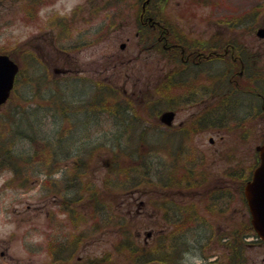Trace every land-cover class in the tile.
Wrapping results in <instances>:
<instances>
[{
    "label": "rangeland",
    "instance_id": "374dc122",
    "mask_svg": "<svg viewBox=\"0 0 264 264\" xmlns=\"http://www.w3.org/2000/svg\"><path fill=\"white\" fill-rule=\"evenodd\" d=\"M133 1L104 0L105 6H108H104L103 11L106 21L107 19V22L116 20L119 15L120 19H124L127 11L123 9L127 10V6ZM29 3H31L30 0H0V53L9 54L21 68L16 92L11 96L9 103L0 108V142L8 143L11 140L9 142L11 143L15 138L20 144L24 137L30 135L34 137L35 134L30 130L31 126L35 128L37 139L33 144L34 147H31L30 141H23V151L28 150L29 154L18 163L21 169L18 168V171L2 170L0 173V253L4 251L7 257L3 258L0 255V264H49L51 256L47 248H44L46 251L34 252L31 246L33 241L43 238L41 235H36L35 228H48V222L50 223L51 220H54L57 229L60 227L64 230H58L61 235H64V239L67 238L66 240L71 242L76 241L74 237L76 234L79 235L80 228H87L85 240H80V249L77 252L74 251L81 255L85 262L86 259L89 261L91 258L105 259L106 264H145L144 261L136 260L149 256V248L144 246L145 232L153 231L154 236L149 239V244L153 246L161 231L166 233L171 229L170 226L166 227L167 224L162 218L163 213L160 211L157 213L149 205L151 185L159 186L155 188L158 192H167L182 207L189 206L192 201H195L199 212L211 218V221L213 218L204 213L206 201L194 200L195 196H200L201 193L214 186L213 181L216 177L218 178L216 181L222 182L228 176L227 174L235 172L240 167L247 174L255 162V147L264 139V128L258 122L212 124L213 120L207 119L208 123L203 124L200 132L192 133L189 140V147L199 152L194 155L196 158H201L199 165L194 168L191 165L181 166L180 158H178L179 164L177 165L180 166L178 169L175 168L177 173L174 178L177 184L173 183L168 187L165 181L161 184L163 181L161 172L160 175H155L154 170L170 163L171 157L162 152L161 148L154 147L160 151H147L149 148L146 144L139 143L138 138L122 139V147L124 151L130 152L135 147L134 143L135 145L140 144L141 153L146 154L144 164L141 163V158L138 159V152L132 151L131 154L126 153L121 157L119 163L122 168L116 167L118 169L116 170L112 151L109 149L108 143L110 142L100 137L103 133L115 130L109 119L105 121L106 117L91 125L94 131L92 132L94 137L92 148L94 149L96 145L98 147L91 151V156L88 151V153L85 152L89 156V160L85 156L86 170H81L79 153L83 149L79 148L82 138L78 137L75 139L76 145L71 147L73 150L65 151L69 156L59 159L55 148L57 153L54 150L52 164L45 165L42 159H38V157L41 158V154L37 156L36 152L39 153L46 144L54 147L55 132L68 130L74 122H77L78 117L76 114L71 118L60 119L59 117L56 119L59 122H55L52 118L58 112V107L53 104V97L57 91L53 84L55 82L62 84L68 78L64 74L57 75L56 73L57 69H67L64 67L67 57L54 49L53 39H50L54 35L52 21L56 20L61 23L62 21L54 17L69 16L77 6L83 3V0H44L32 13L27 7ZM161 4L163 5V19L174 24L176 30L188 35L189 39L200 41L238 39L246 44L250 51L256 53L259 49L261 54L259 66H261L262 77L254 75L255 77L251 79L257 78L264 84V40L256 36L257 29L264 27V0H162ZM114 15L117 17L115 18ZM125 25L128 26H121L117 32L106 39H95L94 41L87 39L89 41L87 45H83L84 39H71L73 44L79 45L67 50L71 54L70 58L72 57L71 77L84 79V83L79 80L78 84L84 88V92L75 93L68 88L69 91L65 93L70 100L71 97L84 99L83 101L87 104L94 92L96 93V89L92 86L95 83L103 84L104 79L105 84L111 83L118 86L127 83L126 88L129 94L135 93L133 96L123 97L117 93L114 86L111 88L109 84H103V88L109 90L106 92L108 97L112 96L107 104L120 106L122 110L129 112V116L131 112L129 107H133L136 114L145 120L148 111L145 105L149 101L160 100L161 96L159 90H154V86H149V76L151 74L160 76L163 69L172 68L173 65L165 62L166 60L162 59L156 50L148 49L149 44L144 45L139 39H134V28L131 22H125ZM123 43L127 46L125 50L121 49ZM61 44H56V46L61 48ZM64 44L68 45L69 40L67 42L64 39ZM126 74L131 78L128 79ZM204 74L208 78V71L200 69L199 76L194 82L202 83ZM135 79L138 80L135 81ZM239 80L241 85L246 86L248 83L247 78ZM76 89L80 88L76 86ZM201 89L203 92L202 86ZM106 94L99 91L96 95L94 94V99L98 102L106 98ZM239 101L245 102V108L247 103L252 102L248 96L240 97ZM235 102L237 101L234 100L232 106ZM75 105L79 104L75 103ZM164 109V104H157V108L151 110L152 115H157ZM197 110L181 108L177 123L180 124L191 114L199 112ZM66 111L68 112L67 108ZM69 111L74 110L69 106ZM158 121L157 117L155 119L152 117L147 127L151 131H159L157 130ZM205 124L208 125L204 126ZM210 139H214V144L210 143ZM164 140L167 147L173 150L179 149L178 137ZM182 149L189 152V149L184 146L181 147ZM216 149L218 151H215ZM121 150L120 146L117 152L121 153ZM43 157L48 158V154L45 153ZM76 167L81 171H76ZM189 168H192L190 173ZM51 169H61L67 174L64 176L63 172H60L56 175V181L51 183L46 178V172ZM184 174L186 177L180 178ZM240 174L242 173L240 172L234 181L228 182L232 200L230 199L229 205H225L227 210L217 211L216 213L221 212L223 215L215 214L213 217L230 216L231 222L235 220L240 224L247 221L249 213L238 194ZM183 179L187 182H183ZM197 180H201L202 184L196 183ZM107 184L112 185L116 190L110 189ZM193 185L199 187L191 189ZM96 191L99 194L98 198H95ZM184 192L186 196H183ZM138 197L145 201L144 206L141 207V213L129 215L130 208H136L133 206V201ZM73 202H77L76 207L71 206ZM159 203H161L160 199H155V205ZM68 204L70 208H67ZM171 206L177 205L171 204ZM219 206L225 208L223 203L216 201L215 209ZM73 207L75 210H71ZM114 210L118 212V216L114 214ZM64 211L71 213L66 214ZM106 212L112 214L113 220L120 217V229L123 226L124 229L132 230L133 234L140 232L139 239L134 234L131 238L129 237V241L122 243L124 238L120 232L118 235L113 230L114 221L112 223L111 220L106 226L100 214ZM122 221L123 225H121ZM219 250L216 245L212 248L206 247L204 257L210 256L211 258ZM220 253L219 251L218 254ZM246 255L249 260L248 264H264V246L253 245L246 251ZM200 256L201 254L196 256L194 253L187 258L191 260V264H204ZM178 263L184 264L182 261Z\"/></svg>",
    "mask_w": 264,
    "mask_h": 264
},
{
    "label": "flooded vegetation",
    "instance_id": "af4514ba",
    "mask_svg": "<svg viewBox=\"0 0 264 264\" xmlns=\"http://www.w3.org/2000/svg\"><path fill=\"white\" fill-rule=\"evenodd\" d=\"M161 1L134 0L127 6V10L123 9L127 11V16L124 19H120L119 15L118 19L109 22L104 17L103 11L105 7H108L105 6L104 0H83L74 15L71 13L69 16L56 17L55 19L62 22L54 23L52 26L54 35L50 39H53L54 49L67 57L64 64L67 69L59 70L63 72L62 74H72V57L70 58L71 54L67 50L76 48L73 46L78 45H74L71 39H84L83 45H87L89 43L87 39H93L92 41L95 39H106L117 32L121 26H128L125 25V22H131L134 28V39H140L141 42L149 44L148 49L150 50L156 49L158 52L161 49L159 54L162 59L166 60L165 62L170 63V60L175 62L172 68L163 69L160 76L151 74L149 80L148 76L145 77L149 82V86L160 88L161 103L165 105L164 112L171 111L175 114L170 125L160 124L163 139L178 137L179 149L173 150L167 147V152L176 155L185 153L189 155L198 154L199 152L189 147V140L192 134L189 132L191 125L200 122L201 110L205 111V114L209 113L207 114L209 117H214L218 110H222L223 113L220 115V119L228 123L234 114L237 113L232 106L236 97L251 96L255 100L251 104H246V112L249 110L248 113H253L255 120L261 122L264 128V93L257 92L255 95H251L252 93L250 94L245 85H240L239 82V79H243L249 70H252L251 74L260 71L261 54L259 49H257L258 52L256 53L250 51L246 44L238 41V39H210L209 41L178 39L177 33L171 29L170 21L164 20L162 17L163 5ZM114 17L116 18L117 15H114ZM74 26L75 28H73ZM64 39L67 42L69 40L68 45L64 44ZM56 44H61V48H58ZM217 62L221 63L223 67L222 76L219 78L218 83L215 72ZM206 66H209L210 70L207 75L208 78L204 74L202 83H195V78L200 73V71H197L198 68L204 67L205 69ZM126 77L128 79L131 78L127 74ZM126 86L127 83L123 84L124 91ZM233 87L236 88L235 91H233ZM218 89L225 91L221 92ZM243 107L245 105L241 104L237 106V109L242 110ZM181 108H187L188 110L195 108L199 112L191 114L189 118L178 124L177 119ZM212 143L214 144V141ZM182 146L189 149V152L181 150ZM215 151L218 150L216 149ZM228 178L226 177V195L223 197H212V199H216L215 202L217 201V203L225 205L231 203V194L228 186L230 179ZM217 179L216 177L213 181L215 187L221 188L222 183L221 181H216ZM196 183H202V181L197 180ZM224 209L225 211L227 210L226 206ZM220 210L222 209L220 208ZM229 217L226 216L223 218V222L217 223L214 216L212 226L215 225L220 234L228 235L232 229V222ZM48 225L50 226L48 228H35L36 235H41L43 238L33 241L31 247L34 248V252L48 250L51 256L49 264H89L87 259L86 262L83 261L82 256L76 253L80 249V240H85L86 238V228H80L79 235L76 234L74 237L76 241L71 242L70 240L67 241V238L64 239V235L58 232V230H64L60 227L57 229L54 220H51L50 223L48 222ZM226 241L227 238L225 239ZM84 243L86 244L85 241ZM82 247H85V245H82ZM44 248L47 249L45 250ZM74 251L76 252L74 253ZM0 255L3 258H7L4 251Z\"/></svg>",
    "mask_w": 264,
    "mask_h": 264
},
{
    "label": "trees",
    "instance_id": "16d2710c",
    "mask_svg": "<svg viewBox=\"0 0 264 264\" xmlns=\"http://www.w3.org/2000/svg\"><path fill=\"white\" fill-rule=\"evenodd\" d=\"M30 1H31V3H29L30 5L28 4L27 7L29 9V12L32 13L35 10H37V7L40 5V2L44 1V0H30ZM16 87H17V85H16ZM16 90H17V88H15L14 92H16ZM53 100H54L53 104H56V106L58 107V110H57L58 112L52 116V118H53V120L55 122H59V120H56L59 117H60V119H62L64 117L65 118H69V117L71 118L72 115L76 114V115H78L77 118L75 117L77 119L78 124H77V122H74L72 124L73 126L68 128V130H65L64 132H58V131H57V133L55 132V139H54V141L56 142L55 146L54 147H50L49 144H46L44 149H42L39 153L36 152L37 156H40V154H41V158L38 157V159H42V162L45 165H47V163H48V166H50L52 164L51 163V159L54 158V150H55L56 153L58 151L56 156L58 155L59 159L61 157L69 156V154L67 152H65V151L67 149H73L71 147H74V145H76V143H75L76 140L75 139H76V137H79L77 135L80 134V133H83V134L85 133V135H86V138L81 139L82 141L80 142L81 145L79 146V148L83 149L81 154H85V152L88 151L89 155L91 156V154H92L91 151H93L95 148L98 147V145H96L94 147V149L92 148L94 137L91 134L92 133V126L91 125H93V123L95 121L97 122V120H99L96 116H94L96 112L93 111L94 110L93 106L97 105V106H99V108H101L102 110L105 111V113L101 112V113H96V114L103 115L104 118L106 117V120L109 119L110 111H111L112 108L111 107L107 108V101L105 99L100 100L99 104L98 103L92 104V101L90 100L88 102V104H85V102H83L82 105H80V104L79 105H75L74 103H71V101L67 98L64 90L57 91L56 94H54ZM72 101L76 103L78 101V99H74L73 98ZM69 106H70V109H72L74 111H69ZM66 108L68 109V112L66 111ZM97 111L99 112V110H97ZM107 112H109V113H107ZM113 116H115V118H113V119H117L118 118V114H115ZM70 121H72V120H70ZM29 124H31V123H29ZM30 130H32L33 131L32 133L35 134L34 137H32V135H30L29 137H24L23 141L24 142L30 141V143L33 145L34 143H36V140H37L35 138L36 137V133L34 131L35 128L31 126ZM69 130H70V132L68 133ZM16 132H14V133H16ZM72 133L75 135V137H73L71 135ZM101 133H103V132H101ZM38 136H39V134H38ZM122 136H125V134H122ZM10 141L11 140H9L8 143L0 142V172L2 170L5 171V170H11V169H14V170L18 171V168H20V169L22 168V167H18V163L22 162L24 156L27 157L28 156L27 154H29L28 150L27 151H23V149H22L23 141H21L20 144H18L16 142L15 138L12 139L11 143H9ZM105 141H107V140H105ZM117 141H116L115 144H112V143L111 144L108 143V144L110 145L109 149H111V151H112L113 162L116 165L115 168L117 167L118 169H121L122 167H121V165L119 163V160L121 159V157L123 155L122 154L123 152L119 153V152L116 151ZM64 142H65V145H64ZM144 142H145V139L142 136L139 139V143H141V144L143 143L144 144ZM137 147H136L137 150L135 149L136 151H134V152H138V157H139L138 159L141 158V160H142L141 163L144 164L143 161H144V159L146 157V154L141 153V150L139 148V147H141L140 144L139 145L137 144ZM55 148L57 149V151H56ZM44 150H45V152H44ZM45 153L48 154V158L43 157L45 155ZM88 160H89V156H88ZM136 161L138 162L139 160H136ZM80 164H81V166H84V159H82V157L80 158ZM117 168H116V170H118ZM52 170L53 169L48 170L46 172V174L49 175V174L54 173V171H52ZM59 171L60 170L57 169L56 172L58 173ZM158 172H160V169L156 170V173H158ZM162 177L166 178L164 176H162ZM163 181H164V179H163ZM163 181H161V183ZM116 184H117V182H116ZM107 186L110 189L116 190V188H113L112 185H108L107 184ZM114 190H113V192H114ZM96 194H97V191H96ZM95 198H98V194L96 195ZM97 202H99V200ZM69 207H70V204L67 205V208H69ZM191 212L192 211H190L188 214H186V216L183 217V218H182V215L178 216L177 214H175L176 217L172 218V222L176 223V224L178 222L185 223L187 220L191 219L192 217L194 219L197 218L196 214L190 216ZM175 213H176V211H175ZM163 244L164 243H162L161 245H163ZM236 244L242 245V239H241L240 236H238ZM239 249H240V247L235 245V248H234L233 252L236 255L235 259H238L240 261L241 250H239ZM137 261L138 262H143V259H140V260H137Z\"/></svg>",
    "mask_w": 264,
    "mask_h": 264
},
{
    "label": "water",
    "instance_id": "95a60500",
    "mask_svg": "<svg viewBox=\"0 0 264 264\" xmlns=\"http://www.w3.org/2000/svg\"><path fill=\"white\" fill-rule=\"evenodd\" d=\"M258 35L264 38V30H260ZM18 71L16 63L8 56L0 55V106L9 98ZM173 117L174 114L171 112L165 113L162 116V121L171 124ZM258 150L261 164L255 170L252 181L246 185L244 194L252 215V225L258 236L264 241V145Z\"/></svg>",
    "mask_w": 264,
    "mask_h": 264
}]
</instances>
